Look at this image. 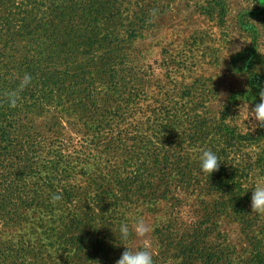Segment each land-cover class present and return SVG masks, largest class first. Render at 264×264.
<instances>
[{"label": "rangeland", "instance_id": "rangeland-1", "mask_svg": "<svg viewBox=\"0 0 264 264\" xmlns=\"http://www.w3.org/2000/svg\"><path fill=\"white\" fill-rule=\"evenodd\" d=\"M33 66L54 79L19 125L62 161L31 179L0 166V264H115L144 245L155 264H264V131L246 111L264 87V0H0V75ZM137 215L151 231L122 239ZM168 222L201 224L179 236L197 239L189 259L161 244Z\"/></svg>", "mask_w": 264, "mask_h": 264}, {"label": "trees", "instance_id": "trees-1", "mask_svg": "<svg viewBox=\"0 0 264 264\" xmlns=\"http://www.w3.org/2000/svg\"><path fill=\"white\" fill-rule=\"evenodd\" d=\"M51 29H55L54 33L59 31L58 24H49ZM92 27L93 29H96L95 26L91 23L90 25H87L86 28ZM30 36L33 35V33H29ZM31 61L26 60L24 63L29 64ZM7 82L4 80L5 76L0 75V137L3 138V142L6 144L5 147H2L5 154H3V158L0 160V166L3 165H13L17 161H22L24 163V168L22 169L24 172V175L26 178H37L40 173H43V171H50L56 169L59 163H61L62 159L55 156L54 154L47 155L49 157L44 158L43 152H46L47 150L51 149L52 146L50 143H43L40 142L36 136L35 133L27 132L25 134V127L22 125H19V122L22 118V110L21 105L22 102L26 99V93L30 91V88L32 89H39L40 85H43L45 87L41 88L37 93L40 94L41 92H44L48 89L49 85L51 84V81L54 78H49L47 76H44V74H40L37 71V68L35 66L29 68V69H21L17 72V74H8ZM29 75L31 77V80L29 84H27L25 87L20 88L19 85L25 75ZM11 93L16 94V104L15 106H12L10 103L9 96ZM46 94V93H45ZM41 97V98H40ZM43 95L36 97L35 95L30 96L33 100H41L43 99ZM264 131V124L262 126V132ZM15 139V140H14ZM20 139H27V146H22L23 152H21V157L14 156L15 146L12 145L13 143H18L21 141ZM8 144H7V142ZM2 140H0V143ZM14 146V147H13ZM7 156H9L7 158ZM51 179V178H50ZM49 179V180H50ZM235 189L234 185H229V183H223L219 182L216 184H213L211 186V190L213 191H226L228 190L231 192H234ZM245 198L241 197V194L236 196L235 200L237 204H240L242 200ZM4 203V202H2ZM26 207L30 208L32 203H35L34 201H27L25 202ZM6 205V203H5ZM43 206V204H36V206ZM46 207V206H45ZM1 209H4L3 206H1ZM7 219L5 215H0V223H6ZM167 225V226H166ZM190 228V229H189ZM202 230L201 224H196L195 226H189L188 229L185 227L183 229V226L174 223V222H168V224H165L163 227V230L158 229L157 233L163 235V238H161V244L166 247H173L176 246V249H181L183 252L188 253L185 257V259H189L190 256H192V252L197 249V239H180V235L187 234V233H193L196 234L199 231ZM178 235V236H176ZM174 236V237H173ZM172 237V238H171ZM195 237V236H194ZM1 251V250H0ZM4 256H9V254H6ZM5 264H17L15 263L12 258L4 259Z\"/></svg>", "mask_w": 264, "mask_h": 264}, {"label": "clouds", "instance_id": "clouds-1", "mask_svg": "<svg viewBox=\"0 0 264 264\" xmlns=\"http://www.w3.org/2000/svg\"><path fill=\"white\" fill-rule=\"evenodd\" d=\"M31 77L25 75L19 85L20 88L25 87L29 84ZM259 100L252 103V107L249 105L246 109L249 114V118H253L256 121L257 126L264 124V87L260 88L258 93ZM10 103L12 106L16 104V94L11 93L9 96ZM241 110V108H240ZM200 169L204 173L212 175L213 172L217 171L220 167L219 157L212 150H202L199 157ZM252 189V205L254 209L264 210V178H259L255 184L251 187ZM151 231L150 225L146 222L142 216H134L131 221V225L128 223H121L119 226V232L121 238L127 240L133 233L136 237H144ZM115 264H155L153 253L149 249L148 245H144L141 248H132L125 246V250L122 252L119 259L115 261Z\"/></svg>", "mask_w": 264, "mask_h": 264}]
</instances>
